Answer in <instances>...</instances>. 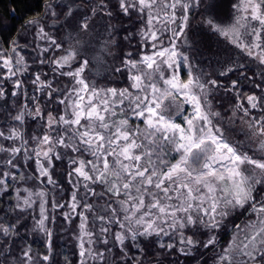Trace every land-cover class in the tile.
<instances>
[{
    "label": "snow or ice",
    "instance_id": "1",
    "mask_svg": "<svg viewBox=\"0 0 264 264\" xmlns=\"http://www.w3.org/2000/svg\"><path fill=\"white\" fill-rule=\"evenodd\" d=\"M42 5L0 36V264H264V0Z\"/></svg>",
    "mask_w": 264,
    "mask_h": 264
},
{
    "label": "trees",
    "instance_id": "2",
    "mask_svg": "<svg viewBox=\"0 0 264 264\" xmlns=\"http://www.w3.org/2000/svg\"><path fill=\"white\" fill-rule=\"evenodd\" d=\"M42 6V0H0V36L10 38L21 32L25 21L39 13ZM211 43L214 47L218 43L223 47V43L217 41L216 37L211 38ZM241 219L243 218L241 217ZM227 239L228 234H222V240L226 241ZM39 243L37 240L34 247H38ZM59 243L64 244V241H59Z\"/></svg>",
    "mask_w": 264,
    "mask_h": 264
}]
</instances>
